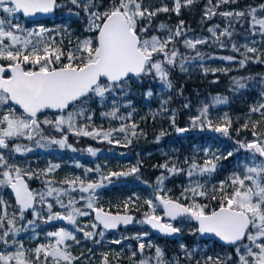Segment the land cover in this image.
<instances>
[{"label":"snow or ice","instance_id":"snow-or-ice-1","mask_svg":"<svg viewBox=\"0 0 264 264\" xmlns=\"http://www.w3.org/2000/svg\"><path fill=\"white\" fill-rule=\"evenodd\" d=\"M198 3L0 0V264H91L92 248L79 254L74 248L82 240L100 245L106 234L117 232L108 241L121 246L116 264L125 248L129 264H264V73L230 78L233 97L253 92L257 97L239 127L227 112L213 115L229 97L212 96L193 113L184 87L174 83L176 71L187 74L194 64L204 76L233 71L206 61L238 69L264 65V0H246L239 7L233 6L241 0H205L200 23L216 17L224 22L208 26L207 36L196 34L182 18V10ZM162 14L166 20L159 19ZM57 15L65 19L54 27L35 19ZM241 35L243 44L236 40ZM200 46L236 55L217 56ZM175 98H183L179 109L170 107ZM144 108L148 112L137 122ZM181 110L188 111L183 126ZM97 116L116 123L105 128L96 124ZM149 119L166 122L179 136L211 132L231 143L224 151L204 146L183 158L178 150L162 152L163 162L152 165L159 171L155 182L143 181L149 195L129 196L116 211L103 206L100 190L113 178L139 179L142 160L126 170L105 173L97 166L85 168L83 176L57 180L59 163L33 169L17 159L52 146L77 152L70 136L127 148L147 137L140 123ZM168 135L161 124L154 143ZM84 151L95 157L101 150ZM89 173L97 175L88 178ZM181 177L178 192L167 187ZM132 225L141 230L121 232ZM28 233L37 241L32 247L25 243ZM152 233L179 237L173 239L176 249L157 244ZM110 255L103 253L100 264H113Z\"/></svg>","mask_w":264,"mask_h":264},{"label":"trees","instance_id":"trees-1","mask_svg":"<svg viewBox=\"0 0 264 264\" xmlns=\"http://www.w3.org/2000/svg\"><path fill=\"white\" fill-rule=\"evenodd\" d=\"M205 0H199V3L191 10H182V18L191 26L194 32L198 35L207 36L208 33L206 28L211 24L219 23L223 26V21L216 17L212 21L207 22L206 24L200 23L201 12L203 8ZM246 0H241V5H234L233 7L243 6ZM248 2H256V0H248ZM55 21H48L45 24L48 26H56L58 23L64 21L65 17L57 15ZM161 20H166L167 17L165 15H161L159 17ZM172 22H176V17H172ZM52 26V27H53ZM75 27V25H73ZM239 30V28H238ZM191 35V33H190ZM236 40L238 43L243 44L244 38L243 36H237ZM201 51L206 53H213L217 56H224V55H236L235 53L231 52L230 49H220L215 46H200ZM210 63H214L216 67H230L233 71L229 72L228 75H224L223 73H216V75H212L211 73L207 76L202 74H197L195 77H190L189 74L180 73L176 71L174 74V83L176 87H180L181 85L184 87V96L187 97L192 105V112L194 113L196 107L199 106V103L202 102L204 99L210 98L215 95H224L229 97V104L225 105V109L227 111H232L238 114L246 115L248 106L255 102L257 99L255 92L251 95H245L243 97L237 96L233 97L230 91V78L232 76H241V75H248V74H256V73H264V65L261 64H250L247 69H238V66L235 64H229L225 61L215 60V61H206ZM190 68L198 69V67L190 66ZM218 78V83H212L213 80ZM258 91V90H257ZM183 98H175L173 103L170 105L171 108H180L181 100ZM217 112L220 110L217 108L215 109ZM219 110V111H218ZM135 119L137 122H140V116H136ZM181 125L183 126L188 119V111L181 110V114L178 117ZM97 125H103L105 128L109 127L108 124L102 120L100 117H96L95 120ZM234 127H239L243 121H235ZM115 124L116 122H111ZM111 124V125H112ZM163 127L168 129L169 135L163 139L161 144L154 143V137L158 134L157 127L158 121L153 122L149 119L147 122L140 123V127L147 133L146 138H140L139 140H135L132 145L127 148H122L125 151L124 157L119 156H112L111 154H99L97 153L95 157L90 156L86 151H84L88 146H92L94 148H98L101 151L108 152L111 149H120V146L109 145L107 143H98L93 141L89 138H76L74 136L69 137V143H72L75 147L79 150L77 152H72L71 150L64 149L62 151H45L41 149H37L35 152L28 153L27 156L17 157L18 161L20 162H27L29 163L33 169L44 168V164L47 161H52L53 159L64 161L65 165L76 164L79 163L82 166H86L88 163L92 164V166H96L98 163L101 165H115L116 160L120 159L119 165L120 167L114 168L115 171L125 170L123 166L127 165V161H131L133 164H137L138 161H143V167L141 168V173L139 174V179L136 176H129V177H120V178H113L112 183L108 185V187L101 189V196L100 200L101 203L105 208H111L113 211H116V205L120 204L122 201L126 200L129 196H139L141 199L146 198L151 189L148 188L147 185L143 183V181H148L149 183L155 182L156 177L159 175V171L152 168L153 164L162 163L164 157L162 156V152H169L171 153L173 150L182 151L181 154L184 155H191L193 153V148L197 144H213L220 146L222 148H226L231 142L225 140L224 138H219L217 140L218 134L211 133V132H189L184 134L183 136L177 135L172 129L168 128L166 122H162ZM243 136L244 133H241ZM149 153L151 155H149ZM130 168V166H127ZM80 171V169H77ZM61 172V170H59ZM62 176V174H61ZM183 179L178 178L175 182H166L167 187L172 189L173 192H178L179 189L177 185L179 184V180ZM216 179H222L221 177H217ZM32 186H34V181L32 182ZM136 216L139 217L140 213H134ZM146 227V226H144ZM141 230V226H135L128 228L127 230L122 229L121 232H129V231H138ZM39 231V230H38ZM108 236H113V234H108ZM152 237L155 238V235L152 233ZM151 237V238H152ZM192 238L189 237V240ZM160 242L162 246H167V248L171 251L172 246L168 240H157ZM26 245L28 243L25 241ZM88 243H90L88 241ZM33 245V244H32ZM100 248H105L101 244L99 245ZM118 248L121 246L117 245ZM106 250L108 247L105 248ZM219 251L218 248L215 249ZM110 259H112L113 264H116L114 259V255H111ZM119 264H129V261L126 258V255L122 256L120 259Z\"/></svg>","mask_w":264,"mask_h":264},{"label":"rangeland","instance_id":"rangeland-1","mask_svg":"<svg viewBox=\"0 0 264 264\" xmlns=\"http://www.w3.org/2000/svg\"><path fill=\"white\" fill-rule=\"evenodd\" d=\"M53 21H55V18H53ZM20 22L21 23H25L24 21H22L21 19H20ZM54 24V23H53ZM53 24H51L52 26H53ZM58 24H61V23H58ZM57 24V25H58ZM31 26V25H30ZM47 26V25H46ZM52 26H49L48 25V27H52ZM54 27V26H53ZM207 65H209V66H211V67H216L215 66V64L214 63H210V62H205ZM188 74H189V76L190 77H195L197 74H202V72L200 71V69L198 68V69H195V68H190L189 69V72H188ZM210 101V98H207V99H204L202 102H209ZM152 107L153 108H155V107H158V105H156L155 103H153V105H152ZM218 109L220 110H218L219 112H217L215 109L213 110V115H216L217 113H219V114H223L224 112H227L231 117H232V119L234 120V121H238V122H240V121H245V119H246V115H244V114H238V113H234V112H230V111H227L226 109H225V105H221V106H219L218 107ZM148 112V109L147 108H144L143 110H141V111H139V114L137 115L138 117L139 116H143V115H145L146 113ZM253 119H257V117L256 116H253L252 117ZM103 120V119H102ZM103 121H105V120H103ZM107 124H108V126H111V122H109V121H105ZM161 124H162V121H158V127H157V131L159 132V130H160V128H161ZM163 142V140H161V142H160V144ZM114 146H117V145H114ZM204 146H207V147H211V148H213V149H216L217 147L219 148V150H221V151H224L225 150V148H222V147H220V146H217V145H213V144H207V143H204V144H197V145H195L194 146V148H193V153L195 152V150L196 149H198V148H200V147H204ZM120 149H111L110 151H108V152H104V151H100V153L99 154H102V155H104V154H111L112 156H114V155H116V156H119V157H124L125 156V151H124V149H122L123 147H119ZM37 150V149H36ZM35 150V151H36ZM41 150H44V149H41ZM35 151H33V152H35ZM45 151H51V152H54V151H62L61 149H59L58 147H56V146H52L50 149H47V150H45ZM180 152H182V151H179L178 152V155H180ZM183 153V152H182ZM192 153V154H193ZM191 154V155H192ZM91 156V155H90ZM182 158L183 157H185V156H189V155H184V154H181L180 155ZM116 164L115 165H101L100 163H98L96 166H92V164H90V163H88L86 166H82V167H80V168H77V167H75V164H70V165H65L64 164V161H59V160H55V159H53L52 161H47V162H45V164H44V166L46 167L47 166V164L48 163H59L60 165H61V168L59 169V170H61V172H59V170L55 173V177H56V179L57 180H59V179H63L64 177H66V176H83L84 175V169L85 168H96L97 166H99L101 169H102V171L103 172H105V173H107L109 170H112V171H115L114 170V168H117V167H120V165H119V162H120V159H117L116 161ZM29 164V163H28ZM126 164L127 165H125V166H123V168L125 167V170L126 169H128V167L127 166H133V165H136V164H133V163H131V161H127L126 162ZM30 165V164H29ZM31 166V165H30ZM32 167V166H31ZM33 168V167H32ZM38 169V168H37ZM77 169H80V171H77ZM61 174H62V176H61ZM96 173H89L88 174V178H95L96 177ZM223 178V177H222ZM33 187H39V183L38 182H36V181H34V186ZM100 192H101V190H100ZM41 227H43V228H45L46 230H52V228L50 227V226H46V225H42ZM39 230V229H38ZM133 232H135V231H129V232H123V234H125V235H131ZM121 233H119V232H117V233H114L113 234V236H108V234H106V238H105V241L101 244L102 246H104L105 248L106 247H108V249L106 250L105 248H100V246L99 245H93L92 244V242H90V243H88V241H83L82 240V243H81V245H79V246H76L75 248H74V253L75 254H79L81 251H83V252H87V249L88 248H92L93 249V251H94V253H95V255H93L92 256V261H91V264H100V261H101V257H102V254L103 253H105V252H110L111 253V255H115V252L116 251H119L120 250V248H118L117 247V245H114V244H110L108 241H110L111 239H114V238H117L119 235H120ZM31 234L30 233H28V234H24V239H25V241L28 243V247H32L37 241H35V240H31V239H29V236H30ZM78 235H80V234H78ZM152 239L154 240V242H156L157 244H159V245H161V243L160 242H157V238L155 237V238H153L152 237ZM40 242H43V233L41 232L40 233ZM126 244L127 243H132L133 244V246H135V241H126L125 242ZM33 244V245H32ZM171 244V246H172V249L173 250H175L176 249V245L174 244V243H170ZM162 246V245H161ZM209 247V249H212V245H209L208 246ZM127 252H128V249L127 248H125L124 249V254H122L121 255V257L122 256H124V255H126L127 254ZM208 254L209 255H211L212 254V251H209L208 252ZM111 255H110V257H111ZM85 264H87V262H85Z\"/></svg>","mask_w":264,"mask_h":264},{"label":"water","instance_id":"water-1","mask_svg":"<svg viewBox=\"0 0 264 264\" xmlns=\"http://www.w3.org/2000/svg\"><path fill=\"white\" fill-rule=\"evenodd\" d=\"M35 19H39V20H41V21H43V22H47V21H50V20H52L53 19V17H37V18H35ZM133 226V225H132ZM132 226H129V228L130 227H132ZM111 234H114V233H111ZM158 239H167V240H169V241H172L173 242V239H179V237H176V238H167V237H161L158 233H153Z\"/></svg>","mask_w":264,"mask_h":264},{"label":"flooded vegetation","instance_id":"flooded-vegetation-1","mask_svg":"<svg viewBox=\"0 0 264 264\" xmlns=\"http://www.w3.org/2000/svg\"><path fill=\"white\" fill-rule=\"evenodd\" d=\"M21 20H22V21H24V22H26V21H25V19H24V18H22V17H21Z\"/></svg>","mask_w":264,"mask_h":264}]
</instances>
